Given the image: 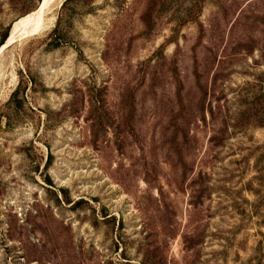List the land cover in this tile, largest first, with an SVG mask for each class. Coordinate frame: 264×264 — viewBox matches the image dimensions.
<instances>
[{"label": "rangeland", "instance_id": "1", "mask_svg": "<svg viewBox=\"0 0 264 264\" xmlns=\"http://www.w3.org/2000/svg\"><path fill=\"white\" fill-rule=\"evenodd\" d=\"M47 12L0 44V264H264V0Z\"/></svg>", "mask_w": 264, "mask_h": 264}, {"label": "bare ground", "instance_id": "2", "mask_svg": "<svg viewBox=\"0 0 264 264\" xmlns=\"http://www.w3.org/2000/svg\"><path fill=\"white\" fill-rule=\"evenodd\" d=\"M60 1L61 0H41L35 11L23 16L15 23L2 48L14 42L18 37L36 34L44 29L47 23L45 17L49 12H47V10L54 8L57 4L59 5Z\"/></svg>", "mask_w": 264, "mask_h": 264}, {"label": "trees", "instance_id": "3", "mask_svg": "<svg viewBox=\"0 0 264 264\" xmlns=\"http://www.w3.org/2000/svg\"><path fill=\"white\" fill-rule=\"evenodd\" d=\"M67 1V0H66ZM53 31H55V29L53 30ZM7 38V33L3 36V38H2V40L0 41V44H4V40ZM53 46L54 47H57L58 46V43H53ZM18 92H19V89L18 88H16L13 92H12V94H11V98L13 99V98H16L17 97V95H18Z\"/></svg>", "mask_w": 264, "mask_h": 264}]
</instances>
